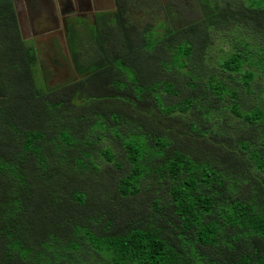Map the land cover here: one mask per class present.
I'll return each mask as SVG.
<instances>
[{"label":"trees","instance_id":"trees-1","mask_svg":"<svg viewBox=\"0 0 264 264\" xmlns=\"http://www.w3.org/2000/svg\"><path fill=\"white\" fill-rule=\"evenodd\" d=\"M69 29L51 85L0 0V264H264V0Z\"/></svg>","mask_w":264,"mask_h":264},{"label":"flooded vegetation","instance_id":"flooded-vegetation-1","mask_svg":"<svg viewBox=\"0 0 264 264\" xmlns=\"http://www.w3.org/2000/svg\"><path fill=\"white\" fill-rule=\"evenodd\" d=\"M115 2L116 0H48L35 16L31 10L25 8L21 0L13 6L18 29L23 38L24 30H28L31 33L29 38L48 37L57 45L61 43L65 45L69 27L73 23L85 22L94 25L96 16L103 12L115 11ZM31 16H33L32 24L29 21Z\"/></svg>","mask_w":264,"mask_h":264},{"label":"rangeland","instance_id":"rangeland-1","mask_svg":"<svg viewBox=\"0 0 264 264\" xmlns=\"http://www.w3.org/2000/svg\"><path fill=\"white\" fill-rule=\"evenodd\" d=\"M165 0H157V2H161ZM181 2L184 0H180ZM162 10H157L153 17H161ZM161 14V15H160ZM133 15V16H132ZM145 15V14H144ZM144 15L142 17H144ZM133 20H138L140 15L136 12H133L129 15V18ZM163 17V16H162ZM31 33L28 30H24V38L29 41V37ZM35 46V57L37 58L38 67L41 70L40 75L44 78L45 76L48 78L49 84L54 85L58 82H63L70 79L72 76L76 75L73 66L69 63L70 58L68 57L67 44L61 43L60 45H56V43H52L48 37H40L35 38L34 41ZM61 52V56H67V60H63L58 56V53ZM57 58L58 63L54 61ZM69 65V66H68ZM68 66V67H67Z\"/></svg>","mask_w":264,"mask_h":264},{"label":"water","instance_id":"water-1","mask_svg":"<svg viewBox=\"0 0 264 264\" xmlns=\"http://www.w3.org/2000/svg\"><path fill=\"white\" fill-rule=\"evenodd\" d=\"M14 6H16V2L18 0H12ZM25 6L26 9H29L32 11L33 16H35L39 11L42 10V5H45L48 0H21ZM18 16V14H17ZM33 16L29 18L30 24L33 22Z\"/></svg>","mask_w":264,"mask_h":264},{"label":"clouds","instance_id":"clouds-1","mask_svg":"<svg viewBox=\"0 0 264 264\" xmlns=\"http://www.w3.org/2000/svg\"><path fill=\"white\" fill-rule=\"evenodd\" d=\"M18 24V23H17ZM20 35H21V33H20ZM21 37H22V39L24 40V41H27V40H25V38H23V36L21 35ZM35 39V38H34ZM34 39L31 37L30 39H29V41H27L29 44H32V45H34V43H33V41H34ZM50 40V39H49ZM53 43V42H52ZM57 45V44H56ZM68 52V51H67ZM69 56V55H68ZM76 76V75H75Z\"/></svg>","mask_w":264,"mask_h":264}]
</instances>
